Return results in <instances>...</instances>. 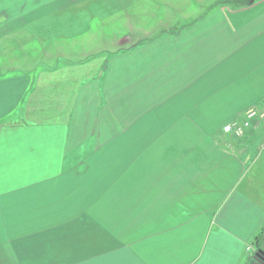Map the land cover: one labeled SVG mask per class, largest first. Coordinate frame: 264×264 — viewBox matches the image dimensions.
<instances>
[{
    "label": "crops",
    "instance_id": "crops-1",
    "mask_svg": "<svg viewBox=\"0 0 264 264\" xmlns=\"http://www.w3.org/2000/svg\"><path fill=\"white\" fill-rule=\"evenodd\" d=\"M168 1L0 0V53ZM159 21L103 55L0 72V264H254L264 121L222 129L264 100V0Z\"/></svg>",
    "mask_w": 264,
    "mask_h": 264
},
{
    "label": "rangeland",
    "instance_id": "rangeland-1",
    "mask_svg": "<svg viewBox=\"0 0 264 264\" xmlns=\"http://www.w3.org/2000/svg\"><path fill=\"white\" fill-rule=\"evenodd\" d=\"M172 1H175V3ZM219 1L222 0H185L183 4H179L176 0H169L168 2L171 3L168 6L162 5L160 7L162 14L155 13L154 8L150 10L152 6H147L141 8L142 10L137 9L139 15H129L130 20L123 21L119 15H116L115 23L110 21L109 24H105V21L96 19L91 22L90 31L86 35L77 37L72 41L63 38H52L51 40L32 38L31 45L28 47L21 44L15 51L0 53V72H13L23 68V65L27 68L36 64L57 66L67 63V61H77L92 54L103 55L102 52L110 51L113 48L115 41L126 38L123 36L124 33L130 41H145L148 37L140 35L145 32L152 35L157 33L159 25L162 24L159 21L160 17L163 16L164 20L170 24H176L181 17L189 15L190 18H195ZM133 35L137 37H132ZM24 47L29 50L27 52L23 51L22 48ZM248 144H255L252 152L259 156L255 173L257 179L261 182L260 186L264 189V132ZM260 246L264 249V243Z\"/></svg>",
    "mask_w": 264,
    "mask_h": 264
},
{
    "label": "built area",
    "instance_id": "built-area-1",
    "mask_svg": "<svg viewBox=\"0 0 264 264\" xmlns=\"http://www.w3.org/2000/svg\"><path fill=\"white\" fill-rule=\"evenodd\" d=\"M252 121H264V100L260 107H252L244 113L242 121H233L223 127L222 131L225 134H233L240 138L244 135V132L250 128Z\"/></svg>",
    "mask_w": 264,
    "mask_h": 264
},
{
    "label": "water",
    "instance_id": "water-1",
    "mask_svg": "<svg viewBox=\"0 0 264 264\" xmlns=\"http://www.w3.org/2000/svg\"><path fill=\"white\" fill-rule=\"evenodd\" d=\"M257 0H250V3H253ZM253 262L254 264H264V249L258 248L253 255Z\"/></svg>",
    "mask_w": 264,
    "mask_h": 264
}]
</instances>
